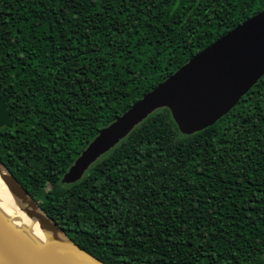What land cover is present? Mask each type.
I'll return each instance as SVG.
<instances>
[{"label": "trees", "instance_id": "1", "mask_svg": "<svg viewBox=\"0 0 264 264\" xmlns=\"http://www.w3.org/2000/svg\"><path fill=\"white\" fill-rule=\"evenodd\" d=\"M264 0H0V161L105 264H264V76L183 135L169 110L73 184L100 130Z\"/></svg>", "mask_w": 264, "mask_h": 264}, {"label": "water", "instance_id": "2", "mask_svg": "<svg viewBox=\"0 0 264 264\" xmlns=\"http://www.w3.org/2000/svg\"><path fill=\"white\" fill-rule=\"evenodd\" d=\"M264 76V10L239 24L130 106L99 131L62 176L63 184L81 180L103 155L159 109L169 110L179 131L193 135L225 116ZM12 127L0 94V128ZM4 173H2V171ZM1 178L21 200L23 212L43 231L37 246L29 229L18 228L0 212V264H105L75 244L53 222L0 161ZM64 239H59L58 234Z\"/></svg>", "mask_w": 264, "mask_h": 264}, {"label": "bare ground", "instance_id": "3", "mask_svg": "<svg viewBox=\"0 0 264 264\" xmlns=\"http://www.w3.org/2000/svg\"><path fill=\"white\" fill-rule=\"evenodd\" d=\"M4 173L3 170H1ZM0 171V212L3 216L11 220L18 228L29 229V237L35 245L39 246L44 238L43 231L39 229L38 223L35 219H30L23 212L25 204L21 200L14 197L7 189L4 181L1 178ZM59 239L65 237L58 234Z\"/></svg>", "mask_w": 264, "mask_h": 264}]
</instances>
